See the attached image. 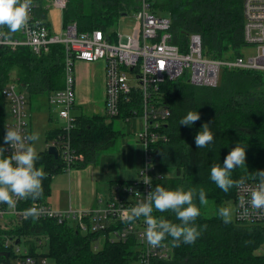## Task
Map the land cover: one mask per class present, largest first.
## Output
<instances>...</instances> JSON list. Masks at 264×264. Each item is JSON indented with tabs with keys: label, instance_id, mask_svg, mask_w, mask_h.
<instances>
[{
	"label": "trees",
	"instance_id": "obj_1",
	"mask_svg": "<svg viewBox=\"0 0 264 264\" xmlns=\"http://www.w3.org/2000/svg\"><path fill=\"white\" fill-rule=\"evenodd\" d=\"M33 2L36 16L42 18V0ZM147 2L153 14L170 18L171 43L181 52L187 51L189 35L199 34L204 56L233 59L242 54L246 45L243 38V0ZM140 5V0H90L88 6L83 0H67L62 10V24L65 28L75 24L78 32L103 30L114 35L111 28L117 21ZM64 53L63 44H53L38 54L27 46L16 49L0 47V144L3 143L7 121V101L2 95L6 83L10 80L20 83L26 97H47L63 87ZM219 76L214 87L194 85L184 76L168 79L155 92L154 98L170 109V116L162 127L166 142H158L152 149L158 171L166 172L153 181V189L156 185L169 189L191 188L197 192L204 189L207 201H212L215 210L206 214L204 204L199 205L198 199L195 200L201 208V214L195 221L201 230L200 237L194 244L181 243L178 247H173L172 238L168 237L163 242L171 246V257L164 261L153 260L151 264H264V254L257 253L264 243V224H244L235 220L226 224L218 215L223 203L234 200L238 183L262 179L264 73L223 68ZM139 96V93L132 92L130 101L122 102L120 115L127 116L133 106H138ZM189 111H197L200 119L192 126L180 124ZM105 118V115L75 117L70 138L72 147L82 155V160L74 167L92 162L97 151L113 142L116 131L110 124H105ZM204 124L209 125L214 140L210 145L198 148L194 140ZM65 133L62 126L53 127L45 133V141L63 140ZM236 145L245 147V164L232 170L231 178L235 183L228 192H224L210 179V170L213 165L222 164L224 157ZM38 153L40 159L36 165L45 171L46 176L42 181L41 195L37 199H25L26 206L45 201L51 191L52 177L65 172V164L59 156H53L47 149ZM132 182L112 184L128 185ZM153 215H163L179 223L171 211H154ZM109 230L82 233L69 220L58 222L54 218H28L8 229H0V260L6 253L2 246L6 238L14 243L25 241L29 244V254L37 256L36 242L45 237L47 249L41 254L56 264H137L140 258L138 241L134 237L110 241ZM101 238L103 243L99 248L97 242Z\"/></svg>",
	"mask_w": 264,
	"mask_h": 264
},
{
	"label": "built area",
	"instance_id": "obj_2",
	"mask_svg": "<svg viewBox=\"0 0 264 264\" xmlns=\"http://www.w3.org/2000/svg\"><path fill=\"white\" fill-rule=\"evenodd\" d=\"M140 14L132 34H122L93 30L78 32L75 24L66 25L62 34L53 33L44 19L35 14L33 0H29L30 11L27 25L17 31L9 32L0 27V47L16 49L20 46L31 48L34 53L47 51L53 44L64 45L63 87L48 95V103L63 121L66 138L53 140L58 156L64 165V171H70L75 163L82 160L72 147L70 132L74 128L75 117L71 114L76 100L75 63L77 61H104L105 90L104 115L108 118L120 116L122 102H129L131 93H139L138 106H133L127 115L140 116L141 129L134 133L142 150L138 178L128 185H119L106 200L102 209L84 211L56 210L45 202H33L24 205L25 199L18 200L15 208L0 204V229H8L28 218H54L58 222L74 221L82 233L105 231L110 228V241H124L134 237L140 247L137 264H151L152 261L169 259L172 248L167 242L153 247L147 243L143 217L134 222L122 220L125 210L135 206L153 188V181L166 175L159 172L154 161L153 145L167 140L162 126L170 116V109L154 98L160 84L184 76L194 85L214 87L218 84L223 68L254 70L264 73V0H243V38L245 47L242 54L233 59H214L203 55L199 34H190L187 51L181 52L171 43V20L168 16H158L151 12L147 0H140ZM67 0H48V6L63 10ZM7 101L9 118L5 123L28 132L26 113V93L22 85L8 81L2 90ZM7 155L12 149L6 145ZM148 176V177H147ZM143 180H150V184ZM259 180L238 183L234 192L235 221L244 224H264V207L255 208L251 204V193ZM139 192L140 194H135ZM28 209H37L38 216H25ZM119 225L118 228L115 226ZM113 235L111 238L110 235ZM98 243V242H97ZM37 256L29 254L28 245L6 238L2 242L4 251L9 253V264H56L48 256L41 254L47 249V239L37 240ZM264 254V243L257 249ZM12 252V253H11ZM4 257L0 264H4Z\"/></svg>",
	"mask_w": 264,
	"mask_h": 264
},
{
	"label": "clouds",
	"instance_id": "obj_3",
	"mask_svg": "<svg viewBox=\"0 0 264 264\" xmlns=\"http://www.w3.org/2000/svg\"><path fill=\"white\" fill-rule=\"evenodd\" d=\"M29 0H0V27H7L9 32L23 29L29 21ZM200 119L197 111H189L180 124L192 126ZM195 136V145L204 148L214 140V133L208 124L201 126ZM39 132L22 133L21 130L8 127L0 144V204L15 208L18 200L37 199L42 193V181L45 171L36 165L40 159L33 142L40 140ZM5 145L12 149L11 155H6ZM245 164V147L235 146L224 157L222 164L211 167L210 179L222 191L228 192L234 185L231 172L234 168ZM222 165V166H221ZM261 182L251 193V204L255 208L264 207V171L260 172ZM148 177V176H147ZM150 184V180H143ZM135 194L139 195V192ZM199 205L207 203V193L204 189L198 192L194 189L185 190L183 187L169 189L156 185L154 189L135 206L125 210L122 220L134 222L143 217L145 237L150 246H160L168 237L172 238L173 247L184 244H194L201 235L200 228L195 221L201 214ZM154 211L175 213L179 223L166 219L163 215L154 216ZM218 215L224 223H230L232 209L228 206L220 207ZM25 216H38L37 209H28Z\"/></svg>",
	"mask_w": 264,
	"mask_h": 264
},
{
	"label": "crops",
	"instance_id": "obj_4",
	"mask_svg": "<svg viewBox=\"0 0 264 264\" xmlns=\"http://www.w3.org/2000/svg\"><path fill=\"white\" fill-rule=\"evenodd\" d=\"M104 61L98 60L92 62L77 61L75 63V91L76 100L71 114L75 117L94 115L104 116V90H105V68ZM47 97H44L48 103ZM51 110L52 107L49 105ZM9 108L7 107V118H9ZM52 118L51 113L48 119ZM124 122H129V129L133 134L140 130L141 121H134L135 117L120 115L115 117ZM114 118L109 120L105 118V124L111 125L114 130ZM28 132H30L31 117L28 118ZM121 122V121H119ZM121 124V123H120ZM47 125L45 133L53 129ZM115 131V130H114ZM118 131V132H117ZM116 135L123 134L120 130ZM114 137L113 142L107 147L97 151L94 160L82 167H74L70 171H65L52 177L51 191L43 201L56 210L84 211L93 209H102L106 200L113 194L116 187L112 183L123 181H134L138 176V170L141 165L142 150L135 139V135H123L119 141ZM51 141H45L44 149L51 146ZM60 176V179H56ZM58 180L59 183H56ZM60 180V181H59ZM74 222V221H72ZM28 245L25 241L20 242Z\"/></svg>",
	"mask_w": 264,
	"mask_h": 264
},
{
	"label": "rangeland",
	"instance_id": "obj_5",
	"mask_svg": "<svg viewBox=\"0 0 264 264\" xmlns=\"http://www.w3.org/2000/svg\"><path fill=\"white\" fill-rule=\"evenodd\" d=\"M48 0H42L40 6L43 10L42 18L45 20L47 26H49L50 30L56 34H62L65 31V27L62 24V10L50 4L47 6ZM85 5L88 6L90 0H83ZM140 6L135 9H132L130 14L121 17L120 20L111 28L113 31H120L122 34H132L134 32L136 23H137V15L140 14ZM26 113L28 118L31 117V127L30 132H39L40 140L33 142L36 150L42 151L45 147V129L47 125L49 126H63V121L58 118L55 110H51L47 102H45L44 97L36 96V97H26ZM51 113L52 118L49 120L48 115ZM113 128L115 131L120 130L123 134L117 135L115 138L117 141L121 139L123 135L133 136V132L129 129L130 123L124 122L121 119L114 118ZM121 121V122H119ZM134 121H141L140 116L134 118ZM142 122V121H141ZM121 123V124H120ZM141 129V128H140ZM118 132V131H117ZM166 174V172H165ZM169 174H172L171 172ZM56 179H60V176H57ZM61 179H64L61 178ZM60 179V180H61ZM59 180V181H60ZM56 183H59L56 180ZM212 201H207L204 204V210L206 214H211L215 210V205L211 204ZM228 206L232 209V219L235 220V203L234 200L226 201L221 205V207ZM71 222V221H70ZM82 232V231H81ZM112 238L113 235L111 234ZM103 243V238L99 239L97 245L100 248ZM257 253L261 254L259 251Z\"/></svg>",
	"mask_w": 264,
	"mask_h": 264
},
{
	"label": "water",
	"instance_id": "obj_6",
	"mask_svg": "<svg viewBox=\"0 0 264 264\" xmlns=\"http://www.w3.org/2000/svg\"><path fill=\"white\" fill-rule=\"evenodd\" d=\"M47 151L50 153V154H52L53 156H55V157H57L58 156V150H57V148H56V146H53V145H51V146H49L48 148H47ZM16 243H18V241L16 242ZM3 257H4V264H9V260H8V257H9V253L8 252H6V253H4L3 254Z\"/></svg>",
	"mask_w": 264,
	"mask_h": 264
},
{
	"label": "bare ground",
	"instance_id": "obj_7",
	"mask_svg": "<svg viewBox=\"0 0 264 264\" xmlns=\"http://www.w3.org/2000/svg\"><path fill=\"white\" fill-rule=\"evenodd\" d=\"M133 96H134V95H133ZM137 96H138V95H137ZM133 99H134V97H133ZM137 99H138V98H137ZM137 99H136V100H137ZM162 127H163V126H162Z\"/></svg>",
	"mask_w": 264,
	"mask_h": 264
}]
</instances>
